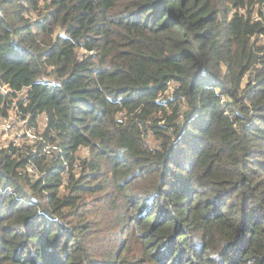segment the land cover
Here are the masks:
<instances>
[{"label":"trees","instance_id":"trees-1","mask_svg":"<svg viewBox=\"0 0 264 264\" xmlns=\"http://www.w3.org/2000/svg\"><path fill=\"white\" fill-rule=\"evenodd\" d=\"M262 37L264 0H0V117L47 118L0 148V264H128L76 220L104 168L144 260L264 264Z\"/></svg>","mask_w":264,"mask_h":264},{"label":"rangeland","instance_id":"rangeland-1","mask_svg":"<svg viewBox=\"0 0 264 264\" xmlns=\"http://www.w3.org/2000/svg\"><path fill=\"white\" fill-rule=\"evenodd\" d=\"M264 43V37L260 39ZM172 83L171 85H173ZM14 112V111H12ZM39 123H46L45 114L39 116ZM13 141V136L0 132V148L7 147ZM28 143L26 140H21L18 144ZM77 155L84 158L91 159L92 153L89 152L87 147H82ZM91 169L86 168V173ZM72 171L75 177H81L82 174V158L77 157L73 163ZM34 175H38L36 172ZM98 175V176H97ZM97 175L92 174L86 177V186L80 191L72 192L78 205V215L76 220L78 223L83 224L88 228V235L97 252L98 257H103L102 253L106 250H115L125 256L128 264H154L144 260L142 249L132 234H124L122 239H119L121 234L122 223L120 220L127 219L131 206L126 207L124 197L119 192L113 183V176L107 168L101 170ZM63 185V192L70 194L69 179ZM119 240L122 245L118 246ZM117 245V246H116ZM101 252V254H100Z\"/></svg>","mask_w":264,"mask_h":264},{"label":"built area","instance_id":"built-area-1","mask_svg":"<svg viewBox=\"0 0 264 264\" xmlns=\"http://www.w3.org/2000/svg\"><path fill=\"white\" fill-rule=\"evenodd\" d=\"M0 91L3 94L14 92L10 86L3 83L0 84ZM45 128L46 123L40 124L39 118L37 121H32L31 116H23L17 108H12L8 116L0 117V132L13 136V141L11 143L14 144H18L23 139L28 141L29 144L42 141ZM60 150L61 146L57 142H44L43 151L46 154L51 155L59 152ZM28 170L30 172H35L37 167L35 164H31L28 166Z\"/></svg>","mask_w":264,"mask_h":264}]
</instances>
